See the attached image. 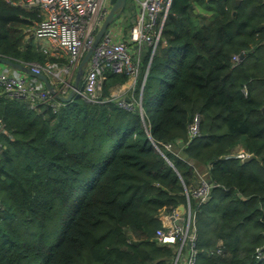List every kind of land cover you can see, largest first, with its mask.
Instances as JSON below:
<instances>
[{
    "label": "trees",
    "instance_id": "16d2710c",
    "mask_svg": "<svg viewBox=\"0 0 264 264\" xmlns=\"http://www.w3.org/2000/svg\"><path fill=\"white\" fill-rule=\"evenodd\" d=\"M194 1H171L142 112L151 49L130 109L111 94L129 75L110 69L98 103L76 96L56 110L0 89V264H169L174 248L155 232L196 176L165 147L175 141L214 185L196 215V264H264V0ZM24 2L0 0V57L66 65L33 43L42 17ZM240 140L250 160L230 155Z\"/></svg>",
    "mask_w": 264,
    "mask_h": 264
},
{
    "label": "built area",
    "instance_id": "2783aa9c",
    "mask_svg": "<svg viewBox=\"0 0 264 264\" xmlns=\"http://www.w3.org/2000/svg\"><path fill=\"white\" fill-rule=\"evenodd\" d=\"M171 1H139V11L129 20L127 40H114L110 32L102 37L85 67L76 96L98 103L104 73L108 69L136 79L140 72L141 52L146 48L151 49V55L154 54ZM105 2L106 0H25L24 2L29 8H37L43 16L32 29L36 38L47 41V46L42 45V51L56 58L68 59L66 65L48 61L45 64L32 63L28 66L34 73H44L55 80L58 85L55 89L60 95H67L71 89L77 66L90 49L95 34L108 13L109 7ZM129 44L135 45L138 50L135 57ZM240 60L239 55L233 57L236 63ZM2 66L0 65L1 90L11 96L27 100L32 106L49 104L56 110L61 106V102L50 93L42 81L9 67L3 69L6 66ZM126 97L128 96L123 95L119 98V104L130 109L132 103L130 100L127 101ZM200 121L201 115H194L188 126V141L200 136ZM184 146L185 143L182 141L165 144L168 150L174 151L175 155L187 161L197 172L193 160L181 152ZM213 186L208 171L198 174V179L185 188L186 204L177 206L170 214L160 216L161 227L155 232V240L161 245L174 248L171 264H196L202 251L197 246L196 215L201 206L210 199ZM181 206L184 208L180 209ZM258 254L259 249L256 257L260 259Z\"/></svg>",
    "mask_w": 264,
    "mask_h": 264
},
{
    "label": "water",
    "instance_id": "95a60500",
    "mask_svg": "<svg viewBox=\"0 0 264 264\" xmlns=\"http://www.w3.org/2000/svg\"><path fill=\"white\" fill-rule=\"evenodd\" d=\"M240 2V0H237L236 3L238 4ZM128 0H109L108 2V6H109V10L108 13L105 17V19L103 20L101 26L99 27V29L97 30L94 40L92 42V45L90 47V49L87 51V53L82 57V59L80 60L77 69H76V73L74 76V80L73 83L71 85V89L69 90V92L67 93V95L63 96L60 95V93L55 89V87L52 85L51 81L49 80L48 76L44 73H34L30 67H28L27 65L18 62V61H14L10 58L7 57H0V65L12 68L16 71L25 73L31 77H35L39 80H41L43 82V84L45 85V87L50 91V93L60 102L62 103H68L70 102L73 98L76 97V90L79 88V85L81 83V80L83 78L84 75V71H85V67L90 59V57L92 56L93 50L94 48L97 46V44L99 43V41L101 40V38L105 35L108 34L111 31V28L114 24H116L119 20V18L123 15L126 6H127ZM235 13V12H234ZM146 53V51L142 52V57L144 56V54ZM152 56L150 55V59L146 68V72L143 76V81H142V85H141V90H140V99L138 101V106L142 112V90H143V86H144V82L147 76V72L150 66V62L152 60ZM243 55L241 54L240 57H242ZM126 100L129 101L130 99L128 97H126ZM159 152L164 156V154L159 150ZM164 158L168 161V163L172 165V163L164 156ZM251 157H247L246 159H244V161L250 160ZM182 208H184L183 206H181ZM171 264V263H169Z\"/></svg>",
    "mask_w": 264,
    "mask_h": 264
},
{
    "label": "crops",
    "instance_id": "0c3cea01",
    "mask_svg": "<svg viewBox=\"0 0 264 264\" xmlns=\"http://www.w3.org/2000/svg\"><path fill=\"white\" fill-rule=\"evenodd\" d=\"M106 1L109 2V0H106ZM139 1H141V0H128L126 9H125L123 15L119 18L118 22L116 24H114L111 28L110 33L112 35V39H114V40H120V39L127 40L128 39V32H129V28H130L129 20H130V17L134 16L136 14V12L139 11V9H140L139 8ZM106 5H108V4H106ZM39 15L41 17H43L40 14V12H39ZM32 41H33V43H35L36 45H39L40 47H42V45L44 46L47 44L46 40L36 38L35 36L32 37ZM129 47H130V50L132 51V54L135 57L136 54L138 53V50L136 49L135 45L129 44ZM143 50L147 52L146 48ZM143 50H142V52H143ZM142 52L140 55L141 58H142ZM4 68L8 69L7 67H3V69ZM39 81H41V80H39ZM134 84H135L134 79L129 78L125 83L117 84V85L113 86L111 88V94H112V96H117V97L119 96V94L126 95L129 92V90H131V91L133 90ZM0 129H1V127H0ZM181 152H184V151L182 150ZM195 167L197 169V172H195L196 176H195L194 180L198 179V174H202V173L208 171L210 168L209 166L199 164L198 162H197V164L195 163ZM180 209H182V207H180ZM219 244H221V242ZM197 246L199 248L198 242H197Z\"/></svg>",
    "mask_w": 264,
    "mask_h": 264
},
{
    "label": "rangeland",
    "instance_id": "374dc122",
    "mask_svg": "<svg viewBox=\"0 0 264 264\" xmlns=\"http://www.w3.org/2000/svg\"><path fill=\"white\" fill-rule=\"evenodd\" d=\"M195 2V5L196 6H198V2L195 0L194 1ZM106 4H108V2L106 1L105 2ZM206 15V14H205ZM207 16V15H206ZM208 17V16H207ZM207 19V18H206ZM160 21V18L158 19V22ZM151 50H149V52H150ZM55 72H56V70H54ZM62 74H64V73H62ZM144 76V75H143ZM65 78H66V75H65ZM50 79L53 81V82H55V80H53L51 77H50ZM73 80H74V78H73ZM136 79H134V81H135ZM136 82V81H135ZM81 84V83H80ZM135 85V84H134ZM81 86V85H80ZM113 91V90H112ZM130 92H132L131 90H129ZM114 92V91H113ZM125 96V95H124ZM114 97H117V96H114ZM119 98H122L123 97V95L122 94H119V96H118ZM136 104L138 105V101L136 102ZM245 143H244V140H240L238 143H237V145L234 147V148H232L231 150H230V155L231 156H233V157H241V159H246L247 157H251L252 155L251 154H249L247 151H246V149H245ZM208 201H210V199L208 200ZM205 225V224H204ZM204 225H202V226H204ZM196 228H197V235L198 234H200V231L202 230V228H200L199 227V229H198V223H197V221H196ZM206 228V227H205ZM205 228H203L204 230H205ZM259 258L261 259V258H264V253H263V251H262V249H259Z\"/></svg>",
    "mask_w": 264,
    "mask_h": 264
}]
</instances>
